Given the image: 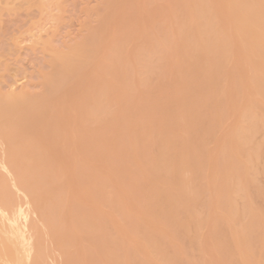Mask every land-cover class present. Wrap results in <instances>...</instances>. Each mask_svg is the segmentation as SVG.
Returning <instances> with one entry per match:
<instances>
[{
  "label": "bare ground",
  "instance_id": "1",
  "mask_svg": "<svg viewBox=\"0 0 264 264\" xmlns=\"http://www.w3.org/2000/svg\"><path fill=\"white\" fill-rule=\"evenodd\" d=\"M120 3L104 0L89 36L56 49L41 90L0 91V169L12 178L0 170V214L9 223L0 264H209L204 253L215 264H264V188L250 189L241 210L230 199L244 166L264 162L263 144L247 149L264 129L254 98L264 102V0ZM164 20L166 30L147 39ZM230 112L241 125L223 130ZM212 141L215 157L206 150ZM236 151L246 164L229 182ZM210 159L218 166L206 184ZM12 187L32 203L29 231L16 226L22 201ZM123 213L121 224L109 219Z\"/></svg>",
  "mask_w": 264,
  "mask_h": 264
},
{
  "label": "rangeland",
  "instance_id": "2",
  "mask_svg": "<svg viewBox=\"0 0 264 264\" xmlns=\"http://www.w3.org/2000/svg\"><path fill=\"white\" fill-rule=\"evenodd\" d=\"M103 2L104 0H0V91L5 92V93H8L9 91L18 93V92H22L25 90H29L30 92L36 93L39 90H41L42 89L41 82L42 80H44V75H45V74L43 75V73H47L51 71L50 70L51 67L49 66V62L51 58L54 56L57 50H64L65 52H67L69 48L71 47V45L73 44V42H74V45L77 43H82L84 39H86L84 38L86 33H87L86 37L89 36L90 31L88 30L90 29V27H88V25L93 26L97 24L99 15L103 11V5H104ZM120 2L124 4L126 0H118V3ZM100 7L102 10L99 9ZM160 24H162V27L157 26V28H154L153 31L151 28V31H150L152 32L151 36L150 35L147 36V39H149L150 37L154 38L157 35V33H159V31L166 30L168 20H164ZM131 25L138 26L139 23L134 21L132 22ZM228 25H229V28L234 26L233 24L226 23V29H229ZM174 26H176L175 23H174ZM223 30H225V28ZM48 38L49 40H47ZM146 52L147 50L144 49L143 53H146ZM156 57L157 56H155V59ZM248 65L249 64L247 63V61H244L245 70H243L242 73L243 72L245 73V74L243 73L244 76L245 75L247 76L248 74V77H249L252 75L253 72L249 69ZM97 67L99 68V66L95 64V68ZM142 67L143 65L140 62L137 70L141 69ZM39 81H40V86L38 85ZM69 81L71 83V81L73 80H69ZM254 98H257V101H259L261 105L264 107V102L262 101L260 96L254 95ZM242 103L243 102H240L238 104L239 105L238 111L241 113V114L239 113L240 115L243 114V110L245 109V105H243ZM263 107H260V108L264 110ZM229 108L230 110L232 109V107L228 106V109ZM257 112L260 115L258 116V114H256L258 118H260V120L263 119L264 116H263L262 111L259 110ZM227 116H226L227 118L225 117V120L223 123V130L226 128H227L226 130H229L232 128L234 129L241 125V121L238 120L239 116L237 117L234 114L232 116L231 112ZM234 121H237V122H234ZM232 122H234V124ZM230 123L232 124V126L230 125ZM62 133H66V132H62ZM256 133H255L256 135H255L254 142L249 143L247 147V149L249 148L248 151H252L256 144L264 145V129H262V127H259L258 132L256 131ZM215 143H216L215 141H212L206 147V150L208 151L210 157H212V155L213 157H215L214 153H216V151L218 153L220 149V146L219 147L217 146L218 143L216 144ZM235 155H236L234 157L235 160L231 168L229 167L227 168L231 172L227 173V176L229 177L226 176V179L232 180L233 178L232 181L227 180L229 182H235V180L237 181L240 179L238 175H236L237 173L235 169H239L238 167H240L241 164L242 165L246 164L244 160L245 159L244 154H240L239 151H236ZM210 160L211 161L205 164L207 169L204 166L201 172V176H202L201 179L206 184L210 180V178H212L217 172L218 163H216L214 160H213L214 162H212V159ZM241 160L243 162H241ZM208 166H210V168H208ZM248 166H250V168ZM263 166H264V162H262L261 159H255L253 160V162L251 161V164L249 162V164L247 163V165L244 166L245 167L244 175L239 181L240 183L238 185L242 187L239 188L238 191H236L237 192L236 194L232 193L234 191L230 193V199L231 200L233 199L235 205L233 201L231 202L233 203L234 206H237L239 210L245 207L247 202H249L248 200L250 201L253 200L252 198H254V196L252 195H251L252 197L250 196V193L253 194V192L249 191L250 189L253 188L252 190H254L256 193L257 190L260 189L261 187L264 188V171H263L264 168H262ZM0 170L5 171L6 169L3 168ZM4 171L2 172L3 177L7 180L8 179L12 180L11 176L7 178L9 173L6 172L8 174L7 175ZM211 172L213 173L211 174ZM4 173L6 174L7 177H5ZM234 176H237L239 179L237 177H235L237 178L235 179ZM248 177L249 179H247ZM249 184L252 187H250ZM12 191L13 193H15L14 197L16 198V200L20 199L18 202L22 201V203L20 202L22 205H19L20 203H18L19 206H22L21 212L19 213V217L21 218L22 222L20 221V219L17 220L18 222L16 221V226L19 225L17 227L24 228V231H29L30 222L35 218V214L33 213L32 203H30L29 199H27L28 201L26 199H23L25 194L22 189H21L22 191L21 192L18 188L12 187ZM211 193L212 192L210 189L206 191L207 195ZM83 195L86 196V193H83ZM232 195H233V198H232ZM246 197L248 198V200H246L247 199ZM24 201H27L28 204L27 202L24 204L23 203ZM258 203H260V205L261 203L262 205H264V202L262 201ZM243 204L245 205L243 206ZM217 207L219 210L216 209ZM217 207L215 208V210L218 213H228L229 211V209L225 208V206H222V207H224L226 210H223L224 208L222 209L221 206H217ZM193 208L196 209L202 215L206 213V208L200 203L194 205ZM132 213H133V210H128L126 212L127 215L129 214L132 215ZM235 213L239 214L238 212H235ZM126 214L125 213L119 214V215L110 214L109 219L110 220L111 218L113 219L112 220L113 222L111 221L113 224L116 221L114 225H116L117 223L121 224L123 222V221L121 222V220L124 219L122 217H125ZM234 214L232 213L231 215L232 220L234 224H237V221L239 222V219H240V216H239L240 214L237 215L236 217L234 216ZM118 216L120 217L121 220L119 219ZM0 221L3 224L2 225L0 223L1 225L0 228L4 226L5 227V228L3 227L4 231H6L9 227V223L1 216V214H0ZM20 223L22 224V226ZM208 223L209 222L207 221L206 223L202 225L200 233H199L200 235L199 239H200L202 247H204V245L206 244V241H207L206 238L210 230L209 228L213 224V221L211 224H208ZM3 228L0 229V233L2 234H4ZM241 243L243 244L242 240H241ZM134 245L135 243L131 241L128 246L133 247ZM209 245L211 246V243ZM50 246H52V244H50ZM241 246L239 247L242 248L243 246L242 247ZM144 255L145 257L148 256L146 253ZM191 255L195 259L201 256V252L197 245L191 248ZM203 257L209 264H215L212 261V258L209 257L207 253L206 254L204 253ZM51 262L53 261L51 260ZM235 262L236 264L238 263L237 261L232 262V259H231V262L229 261V264H233ZM56 264H60V263L56 261Z\"/></svg>",
  "mask_w": 264,
  "mask_h": 264
}]
</instances>
